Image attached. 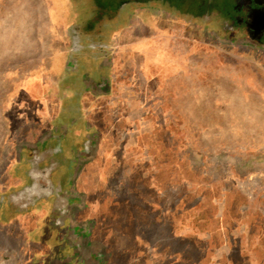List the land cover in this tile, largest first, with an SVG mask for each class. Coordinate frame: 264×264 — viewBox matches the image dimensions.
<instances>
[{"label": "crops", "instance_id": "obj_1", "mask_svg": "<svg viewBox=\"0 0 264 264\" xmlns=\"http://www.w3.org/2000/svg\"><path fill=\"white\" fill-rule=\"evenodd\" d=\"M57 2L75 21L64 17L45 52L34 50L39 62L24 81L19 34L7 33L12 47L0 52V87L13 90L0 88L2 114L21 88L31 102L58 108L45 112L44 126H28L26 142L11 144L0 165V264H264V196L248 192L246 207L229 191L204 190L193 203L194 192L178 194L171 185L168 192L148 186L150 198L122 197L125 186L123 194L108 189L117 179L118 160L109 153L117 145L106 139L100 103L134 102L124 118L145 116L137 104L147 95L138 99L132 76L148 82L150 68L165 69L170 50L155 52L156 26L164 19L176 27L178 19L153 4L127 2L103 24L91 1L84 13L79 0ZM129 163L124 156V167ZM243 215L258 217L247 223Z\"/></svg>", "mask_w": 264, "mask_h": 264}, {"label": "rangeland", "instance_id": "obj_2", "mask_svg": "<svg viewBox=\"0 0 264 264\" xmlns=\"http://www.w3.org/2000/svg\"><path fill=\"white\" fill-rule=\"evenodd\" d=\"M88 1L104 16L103 24L113 18H108L111 10L127 2L153 4L178 19L176 27L164 19L156 26L155 52L163 56L166 47L170 50L166 70L153 66L148 82L140 74L132 76L139 85L138 99L147 95L137 104L146 117L124 118V111L135 110L134 102L100 103L106 139L117 145L109 152L118 160L112 173L117 179L108 189L120 194L125 186L129 194L122 197L140 192L150 198L148 186L168 192L171 185L178 194L194 192L193 203L204 190L229 191L246 207L248 192L264 196V0H79L82 13L88 12ZM56 3L0 0V52L12 47L7 33L19 34L21 81L39 62L34 50L43 54L60 30L65 8ZM69 20L72 24L75 18ZM0 88L6 95L13 91L11 86ZM23 93L21 88L0 112V165L9 159L11 144L26 142L28 126H44L45 112L58 109L31 102ZM64 110L63 104L60 112ZM124 142L148 149L125 152L120 148ZM124 156L130 161L126 167ZM257 217L241 216L247 223ZM123 221L124 215L117 217L118 224Z\"/></svg>", "mask_w": 264, "mask_h": 264}, {"label": "flooded vegetation", "instance_id": "obj_3", "mask_svg": "<svg viewBox=\"0 0 264 264\" xmlns=\"http://www.w3.org/2000/svg\"><path fill=\"white\" fill-rule=\"evenodd\" d=\"M250 37V36H249ZM251 38V37H250ZM45 123V122H44Z\"/></svg>", "mask_w": 264, "mask_h": 264}]
</instances>
